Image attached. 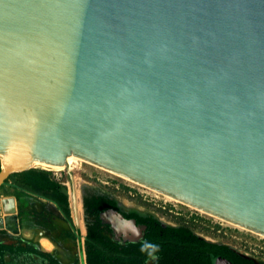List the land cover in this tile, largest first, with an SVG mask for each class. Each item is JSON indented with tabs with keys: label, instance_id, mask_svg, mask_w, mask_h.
<instances>
[{
	"label": "water",
	"instance_id": "1",
	"mask_svg": "<svg viewBox=\"0 0 264 264\" xmlns=\"http://www.w3.org/2000/svg\"><path fill=\"white\" fill-rule=\"evenodd\" d=\"M68 156L264 237V0H0V185Z\"/></svg>",
	"mask_w": 264,
	"mask_h": 264
},
{
	"label": "rangeland",
	"instance_id": "2",
	"mask_svg": "<svg viewBox=\"0 0 264 264\" xmlns=\"http://www.w3.org/2000/svg\"><path fill=\"white\" fill-rule=\"evenodd\" d=\"M67 173L72 177L75 198L79 206L77 213L78 218H80L79 230L81 237L84 235L82 198L90 196L110 197L119 204H130L131 207L137 208L138 212L142 214L143 212L153 213L164 226L181 224L190 228L206 242L226 246L250 259L255 264H264L263 238L200 214L87 164L77 163L70 170L63 169L62 171L51 172V177L61 181L66 187L69 205L71 183ZM17 194L18 197L16 198L12 195H4L0 191V224H2L0 226V241L9 237H19L22 240H27V242L30 241L37 247L35 237L42 236L55 246V243H57L55 239L62 237L63 231L66 229L60 215L42 199ZM9 207L11 211H7ZM78 243L77 240L67 248L66 242L64 248L68 254H71L72 258L70 259H74L78 264H81ZM56 249L62 248L57 246ZM51 254L56 257L58 255L57 251L51 252ZM23 262L26 264L34 263L29 257L24 259Z\"/></svg>",
	"mask_w": 264,
	"mask_h": 264
},
{
	"label": "trees",
	"instance_id": "3",
	"mask_svg": "<svg viewBox=\"0 0 264 264\" xmlns=\"http://www.w3.org/2000/svg\"><path fill=\"white\" fill-rule=\"evenodd\" d=\"M8 190H12L13 192L9 194ZM0 191L4 195H12L16 198L18 197L17 193H20L50 202L61 215L63 221L68 224L69 228L73 227L66 187L61 181L51 177L50 171L28 169L11 174L0 185ZM88 204V200L84 199L83 207L91 208V214L94 215L104 209L115 208L113 202H99L98 199L94 200L92 205ZM97 229V224L88 226L86 235L83 238L85 264H138L130 258V248H123L121 258L118 257V263H115L117 261L113 258V255L116 252L111 254L101 249V246L107 245V243L101 242ZM73 230L74 233H71V237L72 239H77L79 237L77 230L75 228ZM160 232L162 236H159ZM188 238L190 239L189 234L185 233L182 228L172 229L166 227L163 229L154 220H149L144 233V241L146 243L162 247L161 250H157L154 253L157 256L159 264H169L174 259L178 261L172 264H176L177 262L181 264H212L214 259L218 257L228 260L231 264H253L250 260L236 255L226 246L210 244L205 241L196 240L195 238L192 240L193 243H190L187 241ZM181 245H192L195 248L189 250L180 248L179 254L174 253V251H178L177 248ZM2 251L8 252L13 256L21 254L35 255L45 260L47 264H58L50 254L39 251L34 245L21 240L19 237H12L8 241L0 243V264H3L1 260ZM173 255L176 256L171 258Z\"/></svg>",
	"mask_w": 264,
	"mask_h": 264
},
{
	"label": "flooded vegetation",
	"instance_id": "4",
	"mask_svg": "<svg viewBox=\"0 0 264 264\" xmlns=\"http://www.w3.org/2000/svg\"><path fill=\"white\" fill-rule=\"evenodd\" d=\"M8 192L12 193L13 191L12 190H8ZM84 199L88 200V203H89L88 205H92L94 200H96V199H98L99 202H113L115 208H107V209H104L102 211L97 212L94 215V214H91V212H92L91 208L83 207L84 206ZM47 203L50 204V202H47ZM126 205H127V207H124L123 203L119 204L115 199H111L110 197H107V198H104V197L101 198L100 197L99 198V197H96V196H90V197L82 198V200H81V208H82L83 221H84V235H83V237L80 236L79 224L77 226L74 225L73 224V218L70 215L71 222H72V225H73L72 228L73 229L75 228V230H77V234L79 235V237L77 239H72L71 233L73 234L74 230L72 228L71 229L69 228L68 224H66L63 221L61 215L58 213V211L53 206L54 207V211L57 214L60 215L61 220H62V222H63V224L65 225V228H66L63 231L62 237H60L58 239H55L56 242H57L55 244L63 249L66 246V242H67V246L66 247L69 248L70 244H73L74 242H76L78 240V242H79L78 243V248H79V251H80V261H81V264H85L83 238L86 235L87 227L97 224V226H98L97 231H98V235L101 237V242H106L107 243V245L101 246V249L106 250L107 253H111V254L116 252V254L114 253V255H113V258H115L116 261H117L115 263H118V257L121 258V252H123V248H130V250H129L130 258L133 259L134 261H136L138 264H159V261H158L157 256L155 254H154L155 258H151V257H149L147 251H145V252L141 251V248H142L143 244L146 243L144 241V233L146 231V224L149 222V220H154L156 223H158L159 227L163 228V229L166 228V227L172 228V229L182 228L185 233L189 234L190 239L188 238L187 241L190 242V243H193V241H192L193 238H195L196 240L204 241L200 236H198L195 232H193L190 228H188L186 226H183L181 224H176V225H173V226H168V225L164 226L154 216L153 213H151V212H148V213L147 212H143V214H144L143 215L141 212H138L137 208H134L133 206L131 207L130 204H126ZM68 207H69V210H70L69 203H68ZM139 220H140V222H139ZM78 221H79V218H78ZM159 236H162L161 232H160ZM11 238L12 237H9V238H6L4 240H1L0 243L8 241ZM61 238H63V239H61ZM165 240H167V239H165ZM207 243H210V242H207ZM210 244H214V243H210ZM161 248L162 247L157 246V250H161ZM180 248L183 249V250H189V249H194L195 247H193L192 245H181V246H178V248H177L178 251H174V253L179 254V252H180L179 249ZM56 250H58V249H56ZM56 250H54V251H56ZM230 250L233 253H235L236 255L240 256L241 258L247 259L244 256L238 254L235 250H232V249H230ZM4 255L13 256V255H11L8 252L2 251L1 260H2L3 264H4ZM50 256L58 264H78L76 261H74V259H68V260H65L66 263H62L61 261H59L56 258V256H53L52 254H50ZM175 256L176 255H173V256H171V258H174ZM14 258L15 259H20L21 258L20 259V263L21 264H26V263L23 262L24 259L27 258L26 254H21V255L15 256ZM189 259H191V258H189ZM40 260H41V264H47V262L45 260H42L41 258H40ZM247 260H250V259H247ZM175 261H178V260L174 259V261L170 262L169 264H172ZM213 263H214V261H213ZM252 263L255 264L254 262H252ZM31 264H35V263H31ZM176 264H181V263L177 262Z\"/></svg>",
	"mask_w": 264,
	"mask_h": 264
},
{
	"label": "bare ground",
	"instance_id": "5",
	"mask_svg": "<svg viewBox=\"0 0 264 264\" xmlns=\"http://www.w3.org/2000/svg\"><path fill=\"white\" fill-rule=\"evenodd\" d=\"M77 163H83V164H87V165L93 166V167H95V168H98V167H96V166H94V165H92V164H89V163H87V162H84V161H82V160H80V159H78V158H76V157H72V156H68V157H66V159H65V161H64V164H63L62 166H60L59 169L49 168V167H43V166H37V165H33V164H31V163H28V164L26 165L25 168H36V169H41V170L50 171V172H58V171H62L63 169H65V170H70L71 167L74 166V165L77 164ZM0 164H1V167H2V169H3V168H4V162L1 161ZM74 169H75V168H74ZM98 169H100V170H102V171H105V172H107V173H109V174H111V175H113V176H115V177H118V178L122 179V180H125V181H128V182H130V183H133V182L127 180V179H124V178H122V177H120V176H117L116 174H113V173H111V172H108L107 170H103V169H101V168H98ZM133 184H135V183H133ZM135 185H137V184H135ZM137 186H139V187H141V188H144V189H146V190H148V191H150V192H153V193H155V194H157V195H159V196H162V197H164V198H166V199H169V200H171V201H174V202H176V203H179V204H181V205H183V206H185V207H187V208H190V209H192V210H194V211H196V212H198V213H200V214L206 215V216L211 217V218H213V219H215V220H218V221H220V222H223V223H225V224H227V225H229V226H232V227L237 228V229H239V230H242V231H245V232L251 233V232H249V231H247V230H245V229H242V228H240V227H238V226H236V225H233V224H230V223L224 222V221H222V220H219V219H217V218H214V217H212V216H209V215H207V214H204V213H202V212H200V211H197V210H195V209H193V208H191V207H188V206H186V205H184V204H182V203H180V202H178V201H175V200H173V199H171V198H168V197H166V196H164V195H161V194H159V193H157V192H154V191H152V190H149V189H147V188H145V187H142V186H140V185H137ZM78 191H79V190H78ZM76 194L78 195V193H76ZM74 195H75V193H74ZM77 201H78V200H77ZM123 206H124V207H127L126 204H123ZM78 207H79V206H78V202H76V210H78ZM7 211H11L10 207L7 209ZM79 219H80V218H79ZM251 234H253V235L257 236V237H260V238H263V239H264V237H261V236H259V235L254 234V233H251ZM35 239H36V242H37L38 246H39L41 249L45 250V251H48V250L51 251V250H53V249L55 248V247L52 245V243H51L48 239H46V238H44V237H42V236H36ZM81 239H82V238H81ZM50 249H51V250H50Z\"/></svg>",
	"mask_w": 264,
	"mask_h": 264
},
{
	"label": "crops",
	"instance_id": "6",
	"mask_svg": "<svg viewBox=\"0 0 264 264\" xmlns=\"http://www.w3.org/2000/svg\"><path fill=\"white\" fill-rule=\"evenodd\" d=\"M49 204V203H48ZM49 205H51V204H49ZM52 206V205H51ZM53 207V206H52ZM54 208V207H53ZM21 239V238H20ZM22 240V239H21ZM23 241H25V240H23ZM25 242H27V240L25 241ZM27 243H29V244H32L30 241H28ZM33 245V244H32ZM35 246V245H34ZM36 247V246H35ZM39 246H37L36 248H38ZM55 247V249H56V247L57 246H54ZM39 249V248H38ZM40 250V249H39ZM40 251H42V252H44V253H49V254H51V252H54V250H52V251H43V250H40ZM57 251V253H58V255H57V259L59 260V261H61L62 263H66L65 262V260H68V259H70V258H72V256H71V254H68L66 251H65V248H63V250L62 249H58V250H56ZM27 257H29L30 258V260L32 261L33 260V262L35 263V264H41V260H40V258H38V257H36V256H34V255H26ZM15 256H8V255H4V264H21L20 263V259H15L14 258ZM13 261V262H12Z\"/></svg>",
	"mask_w": 264,
	"mask_h": 264
},
{
	"label": "clouds",
	"instance_id": "7",
	"mask_svg": "<svg viewBox=\"0 0 264 264\" xmlns=\"http://www.w3.org/2000/svg\"><path fill=\"white\" fill-rule=\"evenodd\" d=\"M150 250V251H149ZM142 252L147 251L149 257L151 258H155L154 253L157 251V246L154 244H149V243H145L143 244L142 248H141Z\"/></svg>",
	"mask_w": 264,
	"mask_h": 264
}]
</instances>
